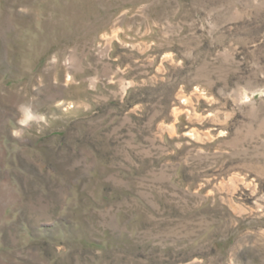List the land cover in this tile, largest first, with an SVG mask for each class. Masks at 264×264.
<instances>
[{"label":"rangeland","instance_id":"rangeland-1","mask_svg":"<svg viewBox=\"0 0 264 264\" xmlns=\"http://www.w3.org/2000/svg\"><path fill=\"white\" fill-rule=\"evenodd\" d=\"M0 264H264V0H0Z\"/></svg>","mask_w":264,"mask_h":264},{"label":"clouds","instance_id":"clouds-1","mask_svg":"<svg viewBox=\"0 0 264 264\" xmlns=\"http://www.w3.org/2000/svg\"><path fill=\"white\" fill-rule=\"evenodd\" d=\"M65 63H68V61H65ZM247 99V96L243 97V100ZM17 112L19 113V118L16 123L19 127L12 129L11 132V135L17 140H26L25 130L31 128L33 125L47 127L49 124L48 117L35 109L34 101L19 104Z\"/></svg>","mask_w":264,"mask_h":264}]
</instances>
